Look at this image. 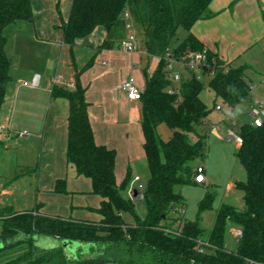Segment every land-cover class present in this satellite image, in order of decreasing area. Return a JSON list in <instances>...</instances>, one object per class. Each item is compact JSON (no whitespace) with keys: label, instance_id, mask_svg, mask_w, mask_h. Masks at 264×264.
<instances>
[{"label":"trees","instance_id":"16d2710c","mask_svg":"<svg viewBox=\"0 0 264 264\" xmlns=\"http://www.w3.org/2000/svg\"><path fill=\"white\" fill-rule=\"evenodd\" d=\"M212 0H73L67 20L59 25L63 42L72 49L76 39L89 35L102 25L107 36L97 49H111L121 43L127 30L124 12L139 27L148 55L160 58L157 68L147 75L142 97V128L145 160L149 176L144 189L146 215L136 212V203L124 195L131 182L128 173L121 184L116 179V149L95 140L88 113L86 88L80 74L92 65V57L76 70L75 86L55 83L50 95L69 102L66 156L79 175L91 178L93 192L103 199L96 210L99 221L64 217L34 210L14 211L12 206L0 209L5 241L0 248V264H103L117 261L126 264H264V123L244 122L240 126L243 141L237 155L245 166L247 180L237 183L245 192V207L224 203L218 209L213 227L202 225V214L212 208L215 193L207 191L199 204L195 220H182L172 225L173 210H185L186 200L178 189L184 184H198L195 160L208 149L207 130L210 110L200 97L206 86L212 87L232 112L251 96L252 86L245 67H230L217 71L206 83L196 74L175 81L167 70L166 53L179 58L192 50L206 49L193 34L194 24L214 15ZM33 23L32 0H0V112L6 99L7 86L12 80L13 59L7 50L16 26ZM179 28L188 34L173 40ZM209 55L211 52L207 50ZM75 63V59L73 58ZM179 85H177V83ZM170 89L173 92H170ZM236 123V121H235ZM161 124L171 129L165 139L159 131ZM231 124H234L231 123ZM204 127L200 130V127ZM15 133V137L18 136ZM5 141L0 137V147ZM56 192H68L66 178H60ZM135 215L126 221L122 212ZM229 220L239 224L242 235L236 250L229 249L225 231ZM24 234L22 240H13ZM43 234L60 239L93 242L102 246V255L85 259L68 258L62 248L40 249L34 235ZM21 246L14 250V247Z\"/></svg>","mask_w":264,"mask_h":264},{"label":"crops","instance_id":"0c3cea01","mask_svg":"<svg viewBox=\"0 0 264 264\" xmlns=\"http://www.w3.org/2000/svg\"><path fill=\"white\" fill-rule=\"evenodd\" d=\"M60 1L58 0V4ZM34 4L35 0H32L33 23L37 21L39 32L44 30L43 27H48L45 30L48 35L40 37L37 33V38H45L70 49V46L63 42V30L59 25L62 18L68 19L71 6L63 15L61 10L58 11L59 20L56 15L52 18L48 15L49 0L39 3L38 9ZM210 7L214 15L198 20L192 27V32L212 56H216L228 67L235 66L233 64L244 57L245 62L240 66L245 67V70L254 62L252 58L255 53L264 58V0H212ZM52 24L55 28L58 27L59 31L49 28ZM131 33L134 32L127 28L124 38ZM187 34L186 31L181 39ZM106 36L107 29L99 25L89 35L77 38L76 45L71 50L77 51L78 55L75 53L74 59L80 58L82 62H85L83 54L85 58L91 54L94 57L92 65L80 74L79 81L86 88L88 113L96 142L116 149L115 173L118 184H121L128 173L131 174V180L140 176L134 171V165L137 166L145 159L142 103L127 96L122 88V82L132 76L144 89L147 75L155 71L160 58L148 55L144 37L142 42L137 38L138 47L133 52L123 49L121 43L111 49H97ZM76 60L75 63L73 60L71 62L73 69L68 78L64 73H60L57 79L52 78L51 75L44 77V74L37 69L31 70L28 74L29 79L20 77L15 96L8 101L5 99L2 106L0 125L3 129L9 127L13 130L14 127V131H9V134L4 132V139L15 137L16 126L22 122L24 129L21 130L28 132L27 136L32 135L40 140V173L43 172L42 178L45 182L39 178L41 185V182H44L43 186H39L43 193L38 194L35 206L39 203L41 212L99 221L103 216L96 209L100 207L103 197L93 192L91 178L79 175L75 166L67 160L69 102L66 98H52L50 95L55 83L67 87H72L70 84L74 83L75 86V73L81 68ZM245 74L248 78L246 72ZM189 75V73L185 74V76ZM32 82L37 89L42 88L49 94L46 102L41 105L45 108L42 107L40 110H30L20 106L19 99H16L22 83L24 87L29 88ZM35 101L36 98L31 100V102ZM19 137L25 136L19 135ZM60 178H66L68 192L54 190ZM53 238L60 239L54 236ZM113 262H116L113 264H126Z\"/></svg>","mask_w":264,"mask_h":264},{"label":"rangeland","instance_id":"374dc122","mask_svg":"<svg viewBox=\"0 0 264 264\" xmlns=\"http://www.w3.org/2000/svg\"><path fill=\"white\" fill-rule=\"evenodd\" d=\"M42 2L44 0H35V7L38 9L39 3ZM49 2L48 15L51 18L56 15L57 19H59L60 14L58 11L61 10L63 15L66 9L71 6V0H61L59 4L58 0H49ZM43 28L44 30L39 32L37 21L35 20V23L21 22L14 29L12 38L7 44V50L13 59V65L11 68L12 80L8 83L6 101L15 96L20 84L19 78L29 79L28 74L31 73L32 69L41 71L44 77H50L51 75L52 78L57 79L60 73H64L67 78L70 77V71L73 69L71 62L74 58L73 55L77 51H73L71 48L67 49L64 45L54 43L45 38H37V33H39L40 37L48 35L45 33L48 27ZM49 28L59 31V28H55L53 24ZM128 29L134 32L138 36L139 41L142 42L143 35L134 21L129 20ZM185 34L186 30L179 28L173 44ZM91 55L85 58L86 56L83 54L85 62H82L83 60L80 58L75 60L83 67L92 58ZM252 59L254 62L250 64L251 67L245 70L248 78L251 79V96L234 108L233 112L231 111L232 108L223 99L220 97L216 98V92L212 87L206 86L200 93L201 99L210 110L208 124L205 127L208 133V149L204 156H199L195 160V164H203L205 166L207 179L205 184H184L178 188L186 200V206L184 211L173 210L170 212L171 218H177L172 224L174 226H177L182 220L196 219L199 213L200 201L207 191L215 193L212 208L202 214V225L207 230L213 227L216 213L222 204H231L237 208L245 207V192L237 186V183L247 180L248 173L237 155L240 143L235 140L233 132L238 133L242 123L252 121V116L250 115L252 102L258 99L264 100V58L260 55L257 56L255 53ZM244 60V57L239 58V62L234 63L233 65L235 66L233 67H239L245 62ZM198 73L203 74L204 70L199 69ZM211 77L209 72H207L202 79L208 83ZM176 83L179 85L178 82ZM24 86L22 83L19 95H16L20 106H25L30 110H40L44 107L41 105L46 102V97L49 95L48 92L42 88L37 89L33 82L29 88ZM35 98L37 101L31 102ZM233 122L234 124H231ZM21 124L16 126L17 130L15 133L24 129ZM203 128V126L200 127V130ZM9 131H14V127L13 130L9 127L4 128L1 138L4 139V132L9 134ZM159 131L165 139L171 134V129L166 124H161ZM33 137L32 135L10 137L9 139H4L5 145L0 147V209L10 205L14 211H31L36 207L38 194L43 193L41 187L39 188L41 185L39 178L45 182V179L42 178L43 172L41 171L40 173V140L37 137L33 139ZM134 171H137L141 177L136 182V185L138 186L142 183L145 186L149 176L146 160L144 159L137 166L134 165ZM43 181L41 186L44 184ZM123 194L127 195V192L123 190ZM135 203L137 214L144 217L146 215L144 199L135 197ZM122 214L128 222H132L135 219V215L130 212L123 211ZM239 228V224L234 221L229 220L227 222L225 241L229 249L236 250L238 248L239 237L237 236V231ZM1 231L2 219H0V233ZM23 238H25L24 234H20L13 240H22ZM34 239L36 240L35 244L42 249L49 247L62 248L70 260L88 257L96 258L102 255L103 245H96L93 242H77V245H72L66 244L64 239L55 240L52 236L43 234L34 235ZM4 243L5 241L0 239V248L4 246ZM20 247L16 246L14 250ZM113 263L116 262L105 261L103 264Z\"/></svg>","mask_w":264,"mask_h":264},{"label":"built area","instance_id":"2783aa9c","mask_svg":"<svg viewBox=\"0 0 264 264\" xmlns=\"http://www.w3.org/2000/svg\"><path fill=\"white\" fill-rule=\"evenodd\" d=\"M124 16L127 19V28L129 27V19L131 18L130 13L128 11L124 12ZM121 46L123 49L133 52L137 49V36L134 33L129 34L126 38H124L121 42ZM167 59V70L169 71V76L175 81H181L186 73L190 75L196 74L198 78H202L207 72L211 76H213L219 70H228L230 67L224 64V62L220 61L216 56H210L206 49L198 51L192 50L184 54L183 56L177 58L169 50L166 53ZM204 70V73H198V70ZM189 75V76H190ZM72 87L74 83L70 84ZM122 88L125 90L127 96L132 100H140L143 93V88H141L136 82L134 77H128L122 82ZM170 92L173 90L170 89ZM250 115L252 116V121L255 125L261 126L264 123V100H255L252 102ZM3 134V127L0 125V137ZM20 136H27L28 132L20 131L18 132ZM235 140L238 143H242L243 139L241 135L236 132H233ZM205 166L203 164H199L196 167V175L195 179L199 183H204L206 181L205 175ZM141 177L138 175L133 180H131L127 192L131 198L140 197L144 198V189L145 186L140 183L138 186L136 182ZM137 194L135 195V192ZM242 235V229L239 228L237 231V236L240 237Z\"/></svg>","mask_w":264,"mask_h":264},{"label":"water","instance_id":"95a60500","mask_svg":"<svg viewBox=\"0 0 264 264\" xmlns=\"http://www.w3.org/2000/svg\"><path fill=\"white\" fill-rule=\"evenodd\" d=\"M136 194H137V191L135 192V195ZM64 240H65L66 244H72V245H77L78 244L77 242H79V243L82 242V241H79V240H72V239H64ZM82 243H87V242H82ZM39 248L42 249L41 247H39ZM49 248H52V247H49Z\"/></svg>","mask_w":264,"mask_h":264}]
</instances>
